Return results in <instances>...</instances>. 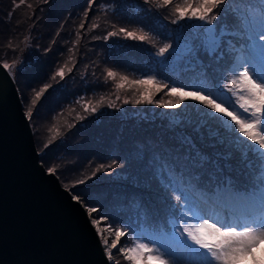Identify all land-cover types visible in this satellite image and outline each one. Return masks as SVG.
<instances>
[{
    "label": "rangeland",
    "instance_id": "374dc122",
    "mask_svg": "<svg viewBox=\"0 0 264 264\" xmlns=\"http://www.w3.org/2000/svg\"><path fill=\"white\" fill-rule=\"evenodd\" d=\"M160 4L161 0H0V62L9 65L6 69L26 115L32 112L27 117L40 161L48 173L55 169L74 199L79 197L91 223L97 221L93 226L99 228L101 242L108 240L102 245L110 264H134L120 248L133 247L137 238L147 242L161 227L170 230V219L190 202H199L225 177L242 187L248 181V165L254 170L259 164L251 150L247 160L242 158L245 144L237 148L236 141L246 138L224 123L226 117L191 98L178 108L164 107L180 99L171 94L173 87L193 92L197 89L190 85L204 81L228 101L223 107L232 111L231 103L242 112L235 104L238 95L228 91L234 87L231 67L238 55L229 51L228 41L236 48L244 41L224 36L217 54L199 53L202 64L180 58L174 51L178 42L203 31L194 26L208 25L195 18L178 19L175 7H186L184 0ZM237 10L259 17L264 0H229L215 9L218 31L224 25L234 30ZM127 32L148 39L134 40ZM165 44L172 48L159 55ZM61 69L63 78L57 74ZM109 70L117 73L115 79L107 75ZM149 78L153 83H134ZM146 92L153 103H135ZM197 152L208 157L203 166ZM212 210L221 217L248 215L240 207ZM117 230L124 235L111 248Z\"/></svg>",
    "mask_w": 264,
    "mask_h": 264
},
{
    "label": "snow or ice",
    "instance_id": "6c2138e0",
    "mask_svg": "<svg viewBox=\"0 0 264 264\" xmlns=\"http://www.w3.org/2000/svg\"><path fill=\"white\" fill-rule=\"evenodd\" d=\"M171 3L172 0H161L160 6ZM195 3L197 6L194 8L193 0H184L186 7L177 4L175 11L179 13L178 19L195 18L208 26H194L197 29L203 28V31H196L193 35L183 38L182 44L178 42L175 54L180 58L191 57L196 64H202L199 53L203 51L209 56L217 54L224 36H236L244 41L240 48L228 41L229 51L238 53L231 67L233 75L230 82L234 87L228 91L238 95L239 109L243 111H238L231 103L229 107L232 111L223 107L222 104L228 101L221 99L204 81L190 85L197 89L193 92L184 91L183 86L173 87L171 94L179 96L180 99L175 103H166L164 107L178 108L185 99L191 98L211 109L212 113L221 114L227 118L224 123L230 126L231 130L246 138V141L239 138L236 141L237 148L245 144L242 158L247 160L248 150H251L256 154L259 164L254 170L251 164L248 165V181L242 187H238L231 177H225L211 192L203 193L199 202H190L188 207L180 211L177 218L170 219V230L165 231L161 227L147 238V242L137 238L133 247H122L119 250L126 251V258L134 264H152L153 261L155 264H241L245 260H250L251 264H264V248L260 247L261 243H264V12L257 17L253 13L245 14L237 10L234 30L228 31V26L224 25L218 31L214 21L219 13L214 10L228 4L229 0H195ZM189 8L192 9L190 14ZM126 35L134 40L148 39L146 35L137 36L135 32H127ZM171 48V44H165L159 49V55H164ZM4 67L9 68V65L4 64ZM191 70L195 71V65ZM57 74L63 78L65 73L61 69ZM107 75L115 79L117 73L109 70ZM153 79L134 83L151 84ZM121 80L127 81V77H121ZM118 87H124V83ZM159 90L157 88V91ZM39 95L40 93H37L38 97ZM217 100L221 102L218 103ZM142 102L153 103L150 94L146 92L143 99L135 101L137 104ZM91 110L96 111L95 108ZM27 115L31 117L32 112L29 111ZM186 140L191 143L190 138ZM197 156L201 166L208 160L202 153L197 152ZM49 171L54 173L55 169ZM75 199L79 200V197ZM175 199L180 201L181 198L176 196ZM217 206L240 207L248 210V215L240 218H234L232 215L221 217L212 210ZM93 224L97 225V221H93ZM97 231L99 233L98 227ZM123 235V231H116L111 248L117 247V242ZM102 243L107 245L108 240L102 238ZM108 256L111 258L110 250Z\"/></svg>",
    "mask_w": 264,
    "mask_h": 264
},
{
    "label": "water",
    "instance_id": "95a60500",
    "mask_svg": "<svg viewBox=\"0 0 264 264\" xmlns=\"http://www.w3.org/2000/svg\"><path fill=\"white\" fill-rule=\"evenodd\" d=\"M0 264H110L85 208L41 163L17 85L1 62Z\"/></svg>",
    "mask_w": 264,
    "mask_h": 264
},
{
    "label": "trees",
    "instance_id": "16d2710c",
    "mask_svg": "<svg viewBox=\"0 0 264 264\" xmlns=\"http://www.w3.org/2000/svg\"><path fill=\"white\" fill-rule=\"evenodd\" d=\"M183 43V40L181 41V44ZM222 92V91H221ZM223 94H225V97H226V93L225 91L223 90ZM238 102H236L235 104H237Z\"/></svg>",
    "mask_w": 264,
    "mask_h": 264
}]
</instances>
